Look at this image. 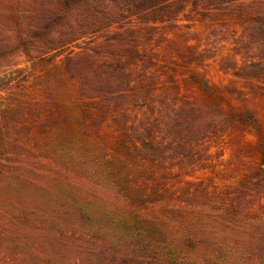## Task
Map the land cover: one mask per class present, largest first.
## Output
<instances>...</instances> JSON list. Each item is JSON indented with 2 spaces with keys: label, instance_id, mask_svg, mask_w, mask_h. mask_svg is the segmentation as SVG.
I'll return each instance as SVG.
<instances>
[{
  "label": "trees",
  "instance_id": "obj_1",
  "mask_svg": "<svg viewBox=\"0 0 264 264\" xmlns=\"http://www.w3.org/2000/svg\"><path fill=\"white\" fill-rule=\"evenodd\" d=\"M0 8V196L30 198L39 211L26 215L28 224L47 227L52 218L48 246L81 252L67 264H167L144 239L157 222L141 212L167 188L156 181L170 166L193 170L185 162L212 130L243 135L252 127V147L262 149L264 0H0ZM184 13L209 20L208 45L171 38ZM224 49L219 68L235 82L212 86L197 67ZM35 61L42 72L26 86L30 74L20 65ZM226 94L237 103L224 106ZM58 129L63 139L100 140L96 171L109 192L103 215L67 192L47 211L46 185L20 163L33 142ZM262 185L257 169L243 190Z\"/></svg>",
  "mask_w": 264,
  "mask_h": 264
},
{
  "label": "rangeland",
  "instance_id": "obj_2",
  "mask_svg": "<svg viewBox=\"0 0 264 264\" xmlns=\"http://www.w3.org/2000/svg\"><path fill=\"white\" fill-rule=\"evenodd\" d=\"M3 15L9 16L7 20L13 17L9 9H4ZM212 27L209 20L202 22L196 14L184 13L170 34L172 39L181 38L183 43L189 41L192 44L197 38V42L205 47L209 44L206 34ZM211 34L214 38V31ZM226 51L224 49L197 67V72L212 86L225 87L235 82L231 74L219 68V57ZM42 64L35 61L20 65L30 74L26 86L42 72ZM236 83L240 87V81ZM198 91V87L192 88L188 95L193 98ZM228 95L224 106L237 103L238 98ZM260 99L259 118L264 122V104ZM251 128L248 127L243 135L212 130L203 147L194 152L193 159L185 162L195 163L193 170L179 171L178 167L170 166V172L156 181L159 184L164 181L167 185L163 195H156L162 200L149 202V211L141 212L157 222L155 227L146 229L144 236L153 242L148 243L152 255L165 259L167 264H264V185L255 191L243 190L250 175H255L257 169L264 170V136L261 151H255L252 146L257 135ZM64 137L66 134L58 129L49 139L33 142L31 154L20 163L46 185L48 192L44 203L47 211H54L52 205L59 203L67 192L77 201L86 197L88 209L99 210L103 215L109 208L103 201L109 192L103 185L105 180L99 179L96 171V150L101 145L100 140L88 133L76 137L78 140ZM56 180H60L62 190L58 189ZM152 198L154 196L149 200ZM165 208L169 212H165ZM38 211L30 198L0 196V264H48L52 260L67 264L72 257L80 256L81 252L76 249L70 251V248L54 243L55 249L48 246L50 243L46 242L44 232L54 224L52 218L47 227L44 223L31 225L26 222V215L35 219ZM57 216L61 215L57 213Z\"/></svg>",
  "mask_w": 264,
  "mask_h": 264
}]
</instances>
